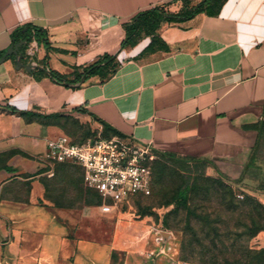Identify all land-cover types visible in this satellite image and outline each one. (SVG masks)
Wrapping results in <instances>:
<instances>
[{
  "label": "crops",
  "instance_id": "crops-1",
  "mask_svg": "<svg viewBox=\"0 0 264 264\" xmlns=\"http://www.w3.org/2000/svg\"><path fill=\"white\" fill-rule=\"evenodd\" d=\"M173 5L182 2L0 0V54L27 25L44 29L49 43L23 59L25 65L37 64L32 73L17 70L14 56L0 65V193L12 176L35 174L47 165V142L65 135L61 121L69 117L100 133L106 124L119 136L152 142L157 153L207 160L230 172L243 168L264 121V0H225L217 15L164 24L154 51H147L150 37L122 49L124 26L136 15ZM105 55L114 56L117 65L107 79L95 76L76 86L48 74L73 82ZM4 107L61 117L46 124ZM6 207L0 202V264H112L110 247L82 238L81 226L73 238L50 215L25 221ZM141 222L128 248L120 249L123 264H180L150 260L144 251L152 246H136L146 226ZM120 240L125 239L117 230L114 244Z\"/></svg>",
  "mask_w": 264,
  "mask_h": 264
},
{
  "label": "rangeland",
  "instance_id": "rangeland-1",
  "mask_svg": "<svg viewBox=\"0 0 264 264\" xmlns=\"http://www.w3.org/2000/svg\"><path fill=\"white\" fill-rule=\"evenodd\" d=\"M181 7L164 10L177 13ZM261 124L258 145L239 172L226 171L207 160L155 153L151 195L132 198L119 211L104 213L96 206L95 194L85 191L81 168L73 164L46 165L35 174L12 176L0 193V202L9 204L6 212L25 221H44L50 215L73 238L81 226L82 238L110 247L112 264H123L125 253L120 249L130 245L135 225L141 221L151 224V220L158 223L164 213L181 260L188 264L235 263L248 249H264V230L249 237L254 223H264V211L257 216L255 204L264 205V121ZM61 125L76 144L102 136L79 118H65ZM184 188L188 190L185 207L174 199ZM117 230H122L125 239L120 244H114Z\"/></svg>",
  "mask_w": 264,
  "mask_h": 264
},
{
  "label": "built area",
  "instance_id": "built-area-1",
  "mask_svg": "<svg viewBox=\"0 0 264 264\" xmlns=\"http://www.w3.org/2000/svg\"><path fill=\"white\" fill-rule=\"evenodd\" d=\"M37 48V42L31 41L22 53V60L19 57L16 60L32 59ZM31 64L38 68L35 62ZM155 153L152 142H140L130 137L102 138L99 135L84 144H76L67 135H62L48 140L46 163L50 167L63 163L80 167L85 187L96 192L102 200L99 208L104 213H112L132 198L151 195ZM164 215H160L158 223L151 220V224L139 230L136 246L140 243L152 246L144 251L150 260L165 257L187 264L179 259L174 235L164 226Z\"/></svg>",
  "mask_w": 264,
  "mask_h": 264
},
{
  "label": "trees",
  "instance_id": "trees-1",
  "mask_svg": "<svg viewBox=\"0 0 264 264\" xmlns=\"http://www.w3.org/2000/svg\"><path fill=\"white\" fill-rule=\"evenodd\" d=\"M180 1L182 2V7L177 13H169L165 11L164 10L165 7H155L145 10L139 13L138 15H136L131 20L130 23L124 26L126 31V38L121 44L122 49L134 46L144 37H150L152 40L147 48V51H154L156 46H159L160 44L158 32L164 24L185 22L201 13H206L207 15L210 16L217 15L225 2V0H203L195 4L193 3V0H180ZM24 29L26 30L24 31ZM33 40L36 41L39 46H44L48 48L49 43H48L47 32L44 29L31 25H27L17 29L13 33L12 44L14 45L21 41H25L27 44H29ZM25 49L26 48H24L23 50L25 51ZM4 54L5 53L0 54V59L4 56ZM115 60L116 58L114 56L105 55L102 59H100L96 63L84 68L82 73H80L73 82H69L65 80L63 77L52 71L48 72V74L51 76L52 79H54L58 83H64V84L72 83L76 86H80V84L87 82L90 78L95 76H99L102 79L109 78L111 75H113L116 72L117 65L115 63ZM24 63H27V61H24ZM44 69L46 70V67H44ZM3 109L8 110L12 114H17L21 117H25L28 120H32L34 118H43L44 120H46L45 121L46 124L50 123L49 120L52 118L61 117L59 115H42L31 111H18L12 107H4ZM262 130L263 129L261 124L260 125L261 133ZM101 135L102 138H111L113 136L118 135V133L108 125L103 124V130L101 132ZM158 154H160L163 157L178 158L177 156L174 155L161 154V153ZM191 160L195 161V159H191ZM63 164H69V163H63ZM85 191L95 194L98 203L96 206H100L102 204V200L96 192L89 190L86 187H85ZM174 199L180 200V205L184 207L187 206L188 190L185 188L181 189L174 196ZM255 204H256V210L258 211L257 216H259L260 211H264V205L258 201ZM165 217L166 214L163 217V223L164 226L167 229H169ZM263 230H264V223L263 224L254 223L253 226L249 229V237L254 238ZM179 259L180 261L187 263L181 260L180 255H179ZM231 264H264V249L260 251H253L248 249L243 258H240L239 260H236L235 263H231Z\"/></svg>",
  "mask_w": 264,
  "mask_h": 264
},
{
  "label": "water",
  "instance_id": "water-1",
  "mask_svg": "<svg viewBox=\"0 0 264 264\" xmlns=\"http://www.w3.org/2000/svg\"><path fill=\"white\" fill-rule=\"evenodd\" d=\"M27 43L25 41L18 42L14 45H12L5 55L0 59V65L3 64L9 57H19L20 60L23 58L22 50L26 48ZM16 69H25L28 73H32L36 68L32 66V64H24L22 61L16 60Z\"/></svg>",
  "mask_w": 264,
  "mask_h": 264
}]
</instances>
